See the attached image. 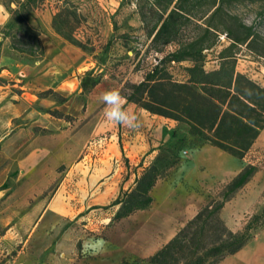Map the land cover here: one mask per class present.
<instances>
[{
    "label": "rangeland",
    "instance_id": "374dc122",
    "mask_svg": "<svg viewBox=\"0 0 264 264\" xmlns=\"http://www.w3.org/2000/svg\"><path fill=\"white\" fill-rule=\"evenodd\" d=\"M68 1L80 16L62 35L52 19L63 0H0V264H93L98 259L92 255H109L108 264H152L118 262V255H153L201 206L219 199L231 179L211 174L198 189L209 170L200 166L222 160L215 150L236 157L201 148L185 124L132 102L125 107L137 115L139 128L107 122L101 94L116 88L123 95L174 44L151 45L147 34L158 13L150 1L141 9L136 0ZM22 21L40 32L43 53L37 60L9 48L12 35L25 34ZM9 22L14 25L7 29ZM215 22L222 26L216 46L206 51L205 69L217 68L219 51L231 43L229 28L241 35V24L251 25L259 38L251 47L236 44V70L264 85V0L225 2ZM3 31L10 35L2 37ZM189 64L165 66L181 80ZM167 147L178 163L151 190V204L112 221L117 191L121 196L132 189ZM35 154L41 157L36 166ZM244 186L220 212L234 231L264 205L263 189L253 212L235 214L238 195L250 193Z\"/></svg>",
    "mask_w": 264,
    "mask_h": 264
},
{
    "label": "trees",
    "instance_id": "16d2710c",
    "mask_svg": "<svg viewBox=\"0 0 264 264\" xmlns=\"http://www.w3.org/2000/svg\"><path fill=\"white\" fill-rule=\"evenodd\" d=\"M136 1L140 9L142 4L150 1L157 10V20L147 34L151 45L160 48L174 44V48L146 72L143 80L126 85L123 94L126 102L183 123L189 134L201 140L200 145L210 144L242 159L264 128V85L236 70L237 57L233 49L239 43L251 47L259 35L251 25L241 24V35L229 28L225 35L231 43L219 51L217 68L206 70V51L216 46V31L222 26V22L216 23L215 18L222 12L225 2L232 0ZM79 16L77 7L63 0V5L53 16L52 27L63 35L64 29L71 31L74 28ZM13 25L9 22L5 28L10 29ZM20 27L25 34L12 35L9 48L34 60L39 59L43 53L39 30L24 21ZM2 34V37L10 35L4 31ZM1 45L0 40V49ZM185 60L190 62L184 66L185 78L174 79L165 64ZM177 163L173 149H162L137 176L135 186L114 200L113 204L119 206L112 221L148 207L152 202L151 190ZM257 170L256 165L246 164L224 186L220 198L201 206L168 242L150 256L149 262L217 264L244 247L253 238L254 231L264 226V205L260 213L253 214L242 229L235 231L226 225L220 212Z\"/></svg>",
    "mask_w": 264,
    "mask_h": 264
},
{
    "label": "crops",
    "instance_id": "0c3cea01",
    "mask_svg": "<svg viewBox=\"0 0 264 264\" xmlns=\"http://www.w3.org/2000/svg\"><path fill=\"white\" fill-rule=\"evenodd\" d=\"M5 16V11L3 4L0 2V19ZM205 146H212L210 144H204L201 148ZM215 147V146H212ZM217 148V147H216ZM200 148H197V150ZM209 150H213L212 148L208 147ZM219 149V148H218ZM217 152L218 157L222 158L219 159V162H206L202 164L206 165L209 169L206 174H204V179L198 183V189L202 186L205 187L206 184L204 181L211 177L212 175H218L220 177H230L231 179L239 173L242 168L246 164H252L258 166V170L254 173L251 179L245 184L244 188L249 190V194L245 199L241 198V195H238V204L234 209L235 214L246 212H253L257 196L260 194L261 191L264 189V128L261 130L259 135L254 140L252 146L246 153V155L240 158H231L228 157L226 154H223L221 151H214ZM224 152V151H223ZM232 156V155H231ZM41 162V157L38 154L33 155V164L34 166L38 165ZM230 179V180H231ZM229 180V181H230ZM198 191V190H197ZM119 191H117V196ZM230 200H228L223 208L222 212H226V206L229 204ZM231 206V205H230ZM231 209V207H230ZM135 214V212L133 213ZM133 214L129 215L132 216ZM231 229V228H230ZM174 232H172L168 240L169 241L173 236ZM138 253L140 252L139 249L136 250ZM96 257L98 260L93 262V264H108L104 261V258L108 257L109 255H92ZM152 255H118V262L122 260H133V259H140L146 260L149 259ZM95 259V258H94ZM217 264H264V228L259 231L252 239L248 241V243L242 247L237 252L226 256Z\"/></svg>",
    "mask_w": 264,
    "mask_h": 264
},
{
    "label": "clouds",
    "instance_id": "9594fccd",
    "mask_svg": "<svg viewBox=\"0 0 264 264\" xmlns=\"http://www.w3.org/2000/svg\"><path fill=\"white\" fill-rule=\"evenodd\" d=\"M101 101L105 105L103 116L107 122L123 125L130 129L140 127L139 118L126 107V99L116 88L108 89L101 94Z\"/></svg>",
    "mask_w": 264,
    "mask_h": 264
},
{
    "label": "built area",
    "instance_id": "2783aa9c",
    "mask_svg": "<svg viewBox=\"0 0 264 264\" xmlns=\"http://www.w3.org/2000/svg\"><path fill=\"white\" fill-rule=\"evenodd\" d=\"M221 38H223V37L221 36Z\"/></svg>",
    "mask_w": 264,
    "mask_h": 264
}]
</instances>
